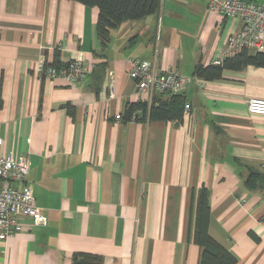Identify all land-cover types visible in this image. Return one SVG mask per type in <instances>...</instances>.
<instances>
[{
	"label": "crops",
	"instance_id": "obj_1",
	"mask_svg": "<svg viewBox=\"0 0 264 264\" xmlns=\"http://www.w3.org/2000/svg\"><path fill=\"white\" fill-rule=\"evenodd\" d=\"M98 16L75 0H0L2 151L28 159L24 184L48 219L25 218L0 239V264H200L202 187L212 237L237 264H264V116L248 110L264 98V67L212 81L194 73L223 57L242 21L207 0H161L157 14L123 21L103 43ZM133 58L193 78L180 120L124 119L129 102L158 95L138 90ZM77 59L91 70L76 81L37 72Z\"/></svg>",
	"mask_w": 264,
	"mask_h": 264
},
{
	"label": "built area",
	"instance_id": "obj_2",
	"mask_svg": "<svg viewBox=\"0 0 264 264\" xmlns=\"http://www.w3.org/2000/svg\"><path fill=\"white\" fill-rule=\"evenodd\" d=\"M207 5L212 11L239 17L242 21L240 31L229 37L222 58L233 56L244 48L264 51V2L207 0ZM130 61V76L138 90L147 95L180 94L193 79L177 70L160 72L148 59L133 58ZM90 70L80 59L72 60L61 68L44 63L37 66V72L47 78L63 76L69 81L85 77ZM114 96L115 92L112 90L110 98ZM189 108L190 105L185 104L184 113ZM248 110L252 114L264 116V98H250ZM115 118L121 119L122 115L117 114ZM3 144L4 140L0 137V239L5 240L23 230L25 218H30L34 226H46L48 219L42 208L35 204L32 187L24 184L30 170L28 159L25 156L14 157L4 153ZM18 184H23V187H18Z\"/></svg>",
	"mask_w": 264,
	"mask_h": 264
},
{
	"label": "trees",
	"instance_id": "obj_3",
	"mask_svg": "<svg viewBox=\"0 0 264 264\" xmlns=\"http://www.w3.org/2000/svg\"><path fill=\"white\" fill-rule=\"evenodd\" d=\"M87 6L99 8L97 20V34L106 43L110 39L112 29L118 27L125 20H138L148 15L157 14L161 7V0H75ZM248 65L264 67V51L251 52L244 48L230 57H224L215 63L204 65L199 63L195 67V75L207 81L221 78L227 69L239 70ZM163 94L155 96L151 103L146 101L129 102L124 119L135 120H180L184 112L182 93L177 95ZM252 178L249 179V184ZM210 191L206 187L200 188L196 196L193 239L201 249L200 264H237V257L218 242L209 233L211 207L209 203ZM76 262L83 264L85 261ZM93 259V256H85ZM95 259V258H94ZM86 264V263H85Z\"/></svg>",
	"mask_w": 264,
	"mask_h": 264
}]
</instances>
